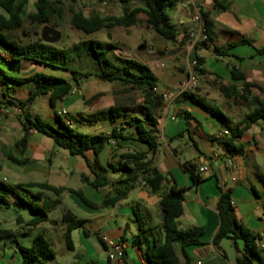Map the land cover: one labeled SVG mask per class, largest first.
<instances>
[{"label":"trees","instance_id":"obj_1","mask_svg":"<svg viewBox=\"0 0 264 264\" xmlns=\"http://www.w3.org/2000/svg\"><path fill=\"white\" fill-rule=\"evenodd\" d=\"M107 1H115L123 6L135 2L139 3L140 7H136L131 11L124 9L123 14L118 17L105 18L98 16L85 17L81 12H77L71 8V26L86 35L95 34L104 28H130L136 23L135 15L141 12L145 15L146 23L161 39L170 44L178 42L180 31L175 25L170 23L165 14V9L166 5L174 6L181 2V0ZM211 2L215 10L226 11L230 8L229 0H211ZM25 6L26 0H0V10L2 11L0 13V52L8 55L13 63L18 64L20 61H27L44 67L53 68L52 66H56L54 69L63 68V70H68L65 65L70 61L77 58H90L91 64L96 66L98 71L92 74L90 72L81 73L76 70H71L72 81L76 85L82 79L94 77L109 84L117 83L127 93L140 89L144 92L143 103L139 106L143 112L141 115L135 111L131 113L126 107L115 103L114 106L99 115L105 121L114 124L109 134H82L75 131L71 126L66 125L58 117V128H55L44 122L40 117H31L26 112L40 97L47 96L51 108H54L56 103L63 102L73 92V86L69 81L43 72H36L29 76L21 77L12 72L15 69L14 66H7L11 71L10 76L7 78V74L3 72V75L0 77L1 80H5L14 86L24 84H31L32 86L24 101H16L13 97L3 92L0 93V110L18 109L21 112L20 124L22 127V137L15 142L14 149L18 150L20 154H23L29 141L30 132L34 131L41 136L51 139L55 148L66 151L72 157H80L86 162L87 167L93 173L94 179L89 181L84 177V183H87L95 190L108 186L112 187V190L105 196L103 203L97 206L88 201L79 190L75 191L63 187H55L47 183H27L17 186L23 189L26 195L29 193L25 189L38 190L37 196L40 205L36 202H30L32 199L25 200L18 197L19 202L29 207L31 219L27 222V226L35 228L47 223V212L59 204V201L49 202L48 199H42L41 201V198H43L42 194L44 193H52L58 197L64 191H67L69 194L75 195L87 208L97 209L114 206L115 203L124 199L130 190L140 186L148 187L152 194H159L161 197L159 207L163 217L161 227L164 239L160 245L150 243L148 236L151 235L152 228L148 226V221L143 219L138 209L134 208L133 213L139 232L133 237V244L139 249L143 247L146 264H190L185 253L186 248L201 246L203 244L202 236L204 230L196 226L185 230L180 228L179 219L184 214L185 189L171 186L163 191V188L165 189L167 185V176L159 174L152 166V160H147V156H153L158 148L157 121L153 115L159 99V96L153 91L157 88V78L148 66L135 60L121 59L114 56L115 60L119 63H113L109 55L114 54L117 48L111 43L101 44L93 40L82 41L68 51L55 49L51 45L42 43V40L38 43L20 44L16 40L11 39L9 33L18 30L25 19L33 23L45 24L48 23L52 15L59 13V10L49 0H35V11L33 13H25ZM197 8L206 40L196 41L193 44L189 58L191 62L195 63L193 68L196 73L203 76L209 73L203 68L204 58L199 55V51L211 47L214 23L209 11L200 6ZM182 29L184 32L189 30L187 26ZM185 43L184 38H182L179 45L184 46ZM212 48V54L217 60L230 57L238 59L235 55H229L224 48L215 46ZM257 52L260 55H264V48ZM227 68L233 81L244 80L243 75L237 71L235 66L227 64ZM174 69H177L181 74L185 72L184 67H174ZM250 86L252 85L246 84L244 88L248 89ZM166 88L170 89V87ZM231 90L233 92L236 91L234 88ZM180 96L196 104L228 125V119L220 110L212 108L194 93L183 92ZM96 98V96H93L92 100ZM119 119H122V121L118 122ZM260 119H264V102L256 99L254 109L242 119L241 124L244 125V128H248ZM240 136L241 132L236 131L233 133L230 141L225 142V146L229 152L236 151L230 142L240 138ZM130 140H135L139 144L146 145L148 152H128L120 155L119 167L116 168L113 165L111 167L113 173H124V178L118 180L116 183H111L105 176L97 175L93 172L87 158L89 153L96 157L103 151L107 144ZM2 150L6 160L11 164L21 167L28 164L27 159H20L14 156L5 147H2ZM182 168L189 175L194 186L203 182L204 178L200 174L197 165L183 163ZM9 191H12V189L0 179V210H9L12 206L7 200ZM216 209L219 227L216 235L212 239V245L221 256L225 258V254L220 248V243L222 240L227 239L232 242L238 254L236 264H247V261L250 264L253 262L264 264V255H261V252L255 245L259 236L234 218L229 192L219 191ZM62 222L66 225L64 234L66 248L67 250H73L70 234L75 230L81 229L84 221L77 220L72 215L66 214L62 217ZM82 233L85 237L88 236V232L85 230H82ZM9 234L6 230H0V241L7 238ZM238 240L243 243L241 251L237 247ZM100 242L103 244L102 240ZM179 251L184 257L183 262L179 258ZM15 252L18 254L21 264H43L53 261L55 257L49 241L43 234L36 235L29 247L22 246L16 242Z\"/></svg>","mask_w":264,"mask_h":264},{"label":"crops","instance_id":"obj_2","mask_svg":"<svg viewBox=\"0 0 264 264\" xmlns=\"http://www.w3.org/2000/svg\"><path fill=\"white\" fill-rule=\"evenodd\" d=\"M229 2L230 8L226 11H221L213 8L211 0L196 1L197 7L200 6L210 12L214 23V30L211 47L204 49L206 57L201 56V51L203 50L199 51V55L204 58L203 68L209 74L197 76L203 78L204 83L200 86L197 83L196 88L190 91L206 103L207 100L212 103L221 102L223 111H220L228 119V125L191 101L181 98L177 92L180 83L175 84L170 89L157 87L158 92L155 93L159 96L161 92L169 90L170 92H174V96L167 100H163L160 97L158 99V104L153 112L157 121L158 148L153 156H147V160H152V166L159 174L167 176L168 180L165 190L171 186L185 189L184 214L179 219L180 228L185 230L196 226L204 230L202 236L203 244L197 247L186 248L185 253L190 264H236L238 254L230 240L224 239L220 243V248L224 252L225 258L212 245V239L219 227L216 209L219 191L229 192L234 218L259 236V239L256 241L258 250L264 247V119L256 121L248 128H244V125L241 124L242 119L254 109L256 99L264 102V55H260L257 52L264 48V0H229ZM186 18L185 26L189 30L185 34L194 27V24L191 22L192 18L188 13H186ZM185 26L183 24V27ZM181 38H184L185 42L188 40L183 35ZM194 43L195 41L193 40L191 45L193 46ZM213 46L226 49L229 55H235L238 59L230 57L217 60L212 54ZM0 61L8 67L14 66L15 69L12 72L21 77H26L36 72L46 73V70L50 71L48 69L50 67H44L27 61H20L18 64H15L4 53H1ZM23 63L30 64L33 69L22 71ZM227 64L235 66L237 71L243 75L244 80L233 81ZM2 75L3 71L0 70V77ZM63 79L68 81V78ZM246 84L252 86L245 89L244 85ZM76 87H79V84L73 87V92H78ZM232 88L236 91L233 92ZM0 111L7 112L9 110ZM62 111L66 110L62 109ZM133 112L131 111V113ZM136 113L141 115L143 112L140 110ZM68 116L69 113L66 116L67 119ZM72 118L75 121H79L80 130L83 131L79 133L82 134H109L114 127V124L107 123L105 120L100 122L104 118L99 116L94 118L90 116L88 120L76 116H72ZM180 118L184 121V127L177 121ZM56 121L58 122L57 118ZM120 121L122 119H119L118 122ZM69 122L75 130L72 122L70 120ZM102 125L104 127L100 129ZM54 127L58 128L57 125ZM236 131H240L241 136L230 142L236 151L229 152L225 146V142H229ZM224 132H228L229 136L219 138L218 134ZM186 137L197 154V160H181L184 154L182 145ZM49 140L52 142L51 139ZM53 147L55 148L54 145ZM118 149L123 150V153H118L120 151ZM128 152L147 153L148 147L137 143L135 140L111 142L104 147L98 156L95 157L91 154V159H88V161L95 174L105 176L111 183H116L117 180H113L115 173H113L111 161L119 163L120 155ZM183 163L197 165L198 169L201 167L206 168L205 172L200 173L204 178L203 182L194 186L189 175L182 168ZM84 164L85 168L92 175V179L88 177L92 181L94 179L93 173L89 170L85 161ZM106 188L95 190L88 184H83L82 188L76 190L81 191L88 201L98 205L102 204L105 200L106 195L103 190ZM70 196L76 207L87 208L75 195L70 194ZM134 197H136L138 202L140 201L146 206V220L148 221V226L152 228L148 240L151 244H162L164 234L161 233L157 237L153 226V223H156V218L160 221L158 226H161L162 222L159 201L148 200L153 197L160 198V195L152 194L148 187L140 186L130 190L126 197L115 203L114 206L104 208L106 212L99 211L100 208H88L100 213L97 217L89 220L78 219L67 210L66 213L72 215L75 219L83 220V225L105 215H108L114 224L113 228L105 233H101L100 230L95 232L97 233L96 238L103 250V254L98 255V260L94 263H88L90 257L82 260V255L76 253V245L72 240L73 232L77 231L79 234L78 244L85 247L88 246L85 239L87 237L83 235L81 229L75 230L70 234L73 250H67L64 239L62 246L66 251L75 254V262L73 264H146L143 247L139 249L132 242L133 237L139 232L133 213L134 207L132 208L128 205L125 210H122L126 207L124 205L126 200H130L133 204L135 203ZM95 199H98V201ZM59 205L60 202L52 210ZM62 217L61 224H59L57 221H50L48 216V222L50 221L52 225L57 224L58 229L56 228V230L60 232V235H64L66 230ZM83 230L89 234L86 228ZM127 235H129V239ZM102 237H107L113 243L123 246L124 257L122 261L110 262L108 260L107 255L110 250L104 243L100 242ZM237 247L240 251L243 248V243L239 240L237 241ZM179 258L181 262L184 261V257L180 251ZM252 264L257 263L253 262Z\"/></svg>","mask_w":264,"mask_h":264},{"label":"rangeland","instance_id":"obj_3","mask_svg":"<svg viewBox=\"0 0 264 264\" xmlns=\"http://www.w3.org/2000/svg\"><path fill=\"white\" fill-rule=\"evenodd\" d=\"M49 1L54 4L59 10V13L52 15L48 23L45 24H37L25 19L18 30L9 33L10 38L23 45L38 43L41 41V33L44 27H49L61 34V39L57 43L51 45L55 49L68 51L82 41L88 40H93L101 44L111 43L117 48L114 54L109 55L113 63H119L114 58V56H116L121 59L135 60L148 66L153 72V75L157 78L158 88L169 87V82H173L174 85L181 83L175 81L176 77L185 75L191 66L189 55L192 49L191 44L194 39L188 38L187 34H185L182 29L183 24L184 26L186 25L187 18L186 11L181 7L180 2L174 6L166 5L165 9V14L170 23L175 25L180 31L178 42L170 44L166 43L152 30L146 23L145 15L141 12L135 15L136 23L130 28H104L91 35H86L75 30L70 24L71 8L77 12H81L85 17L98 16L100 18H105L121 16L124 9L131 11L136 7H140L139 3L133 2L123 6L118 2L107 0ZM34 3L35 0H26L25 13H33L35 11ZM0 13H2L1 10ZM191 29L193 33H196V25ZM182 35L186 36L188 39L184 46L179 45ZM141 46L142 49L139 50ZM201 52V56L206 57L205 50ZM164 61L171 62L172 66H169V63L168 65H163ZM91 63L90 58H77L65 65L68 70H63V68L54 69L56 66H52L53 68H48L50 69L49 72L46 70V74L60 78H68L67 80L75 87L76 84L72 81L70 71L76 70L81 73L90 72L95 74L98 71L97 67L93 66ZM174 67H184L185 72L181 74L177 69H174ZM31 69H33V67L30 64H22V71H30ZM0 70L7 74V78L10 76V69L2 61H0ZM197 76L200 75L196 73L197 83L198 86H200L204 83V80ZM78 84L79 87H76L78 92L71 93L66 98L65 102L56 103L54 108L49 106L48 97L44 96L38 98L26 112L30 114L31 117H40L44 122L54 127L56 125L58 126V122L56 121L57 117L61 121H64V116L61 114L62 109H64L67 114L69 113L68 120L72 122L75 131L83 132L80 130L79 121H75L72 116L78 118L82 117L88 120L90 116L94 118L106 112L108 110L107 108L115 103L126 107L130 111L139 112V106L143 103L144 92L142 89L127 93L123 90V87L117 83L109 84L94 77L82 79ZM31 88V84L14 86L0 78V92L13 97L16 101H24ZM93 96L97 98L92 100ZM207 104L212 108L223 111L221 102L212 103L207 100ZM20 115L21 112L18 109H11L7 112L0 111V165L2 168L0 171V179L12 189L7 195V200L12 205L11 208L9 210H0V230H6L10 233L7 238L0 241V264H21V260L15 252L16 242L22 246L29 247L34 237L38 234H43L50 245L52 244L51 249L55 254L53 261L43 264H73L75 262V254L65 250L62 246V243H64V235H60V232L56 230V228L58 229L57 224L52 225L50 221H57L61 224V217L68 214L66 213L67 210L78 219L83 220L95 218L100 213L85 207H76L67 191H64L58 197L54 196L52 193H44L42 194L43 198H41V201L42 199H49V202L58 200L60 205L54 210L47 212L50 218L48 223L39 225L35 228L28 227L27 222L31 219L29 207L19 202L18 197L25 200L32 199L30 202H36L40 205L37 196L38 190L25 189L29 193L26 195L23 189L17 186L27 183H47L55 187H63L65 189L77 191L76 189L82 188L83 184H87L84 183V177L90 181L88 177L92 179V175L85 168L82 159L74 158L66 151L54 148L49 139L39 136L33 131L30 132L29 141L23 154L15 150V142L22 137ZM103 121L104 119L100 120V122ZM177 121L181 123L180 125L182 127L185 126L181 118ZM103 127L104 125L100 126V129H103ZM2 147H5L6 150L20 159H27L28 164L23 167L11 164L6 160ZM182 150H184V154L181 160H197V154L187 137L182 145ZM122 151L123 150H120L118 153H123ZM88 159H91V154H88ZM111 164L116 168L119 167V163L116 161H111ZM123 175L124 173L122 172L115 173L113 175V180L118 181L124 178ZM111 189L112 187L108 186L103 192L107 195ZM164 190L163 188V191ZM134 198L135 203L133 204L130 200H126L124 204L126 207L122 210H125L128 205L132 208L134 207L138 209L143 219L146 220V206L142 204V202H138L136 197ZM95 200L98 201V199ZM100 204L97 206H100ZM45 211L47 210L45 209ZM99 211L106 212L104 208H100ZM158 223H160V221L156 218V223H153V226L154 233L157 237H159V234L163 233L162 227L158 226ZM83 226L81 230L86 228L89 231L87 238H85L88 246L85 247L84 245L78 244L77 240L79 234L77 231L72 233V240L76 245V253L82 255V260L86 257H90L88 263H94L98 260V255L103 254V250L96 238L97 233L95 232L100 230L101 233H105L112 229L114 224L111 222L110 217L105 215L99 219H95L93 222H87ZM127 238L129 239V235H127ZM259 251L263 256L264 247Z\"/></svg>","mask_w":264,"mask_h":264},{"label":"built area","instance_id":"obj_4","mask_svg":"<svg viewBox=\"0 0 264 264\" xmlns=\"http://www.w3.org/2000/svg\"><path fill=\"white\" fill-rule=\"evenodd\" d=\"M196 1L197 0H181V2H180L181 7L186 11V13H188V5L192 4V6H193V15L191 16V18H192L191 22H192V24L196 25V29H195L196 33H193L191 30L187 33V37L194 39L195 42L206 40V36L203 34V31H202L201 20H200V15L198 13V8L196 6ZM194 65H195V63L191 62V66L189 67V70L186 74L185 80L180 83L179 88L177 90V92L179 94H181L183 92H190L196 88L197 78H196V71L193 68ZM153 91H154V93H157L158 89L155 88ZM173 96H174V92H170L169 90H165L159 94V97L163 100H167ZM62 115L64 116L63 122L66 125L71 126L69 120L66 118L67 112L62 111ZM227 136H229L228 132L218 134L219 138H225ZM205 171H206V168H204V167L199 168L200 173H203ZM101 240L110 250L108 252V255H107L108 260L110 262L122 261V259L124 257L123 246L113 243L107 237H102ZM255 245L257 248L258 247L257 242L255 243ZM198 264H200V263H198Z\"/></svg>","mask_w":264,"mask_h":264},{"label":"water","instance_id":"obj_5","mask_svg":"<svg viewBox=\"0 0 264 264\" xmlns=\"http://www.w3.org/2000/svg\"><path fill=\"white\" fill-rule=\"evenodd\" d=\"M188 15L189 16L193 15L192 4L188 5ZM60 39H61V34L58 31L53 30L49 27H44V29L42 30L41 40L43 43L48 44V45H53V44L57 43ZM141 49H142V46L139 48V50H141ZM168 63H169V66H172V63L167 62V61H164L163 65H168ZM185 77H186L185 75H180V77H176L175 81L182 82V81H184ZM172 85H174L173 82L168 83L169 87H172ZM148 200H154L155 202H157V201L161 200V197L160 198L153 197V198H149ZM161 219H163L162 216H161ZM247 264H250V262L247 261Z\"/></svg>","mask_w":264,"mask_h":264}]
</instances>
